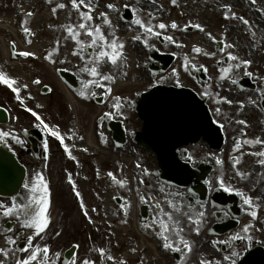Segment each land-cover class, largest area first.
<instances>
[{"label":"flooded vegetation","instance_id":"obj_1","mask_svg":"<svg viewBox=\"0 0 264 264\" xmlns=\"http://www.w3.org/2000/svg\"><path fill=\"white\" fill-rule=\"evenodd\" d=\"M92 2L94 4V23L100 25L102 18L99 13L107 12L119 39L141 35L143 30L135 25L134 20L142 18L146 24L165 23L170 25L172 22L177 23V29L169 27L161 30L164 35H171L176 43L165 41L161 36L159 38L150 37L147 46L142 41L134 40L131 46H125L126 58L130 48L135 54L137 53L139 73L137 77L143 82L131 94L113 90L114 83L103 82L104 88L89 85L88 81L92 77L88 73L82 72L81 69L85 60L89 59L86 53L90 54L92 51L86 50L84 59L81 60L71 54L76 46L69 53H66L67 48H63L62 52L53 53L52 56V59L55 60L53 64L73 73L75 77L74 89L66 86L62 82L63 80L55 74L52 75L53 78L43 80V83L37 85H33L34 82L23 84L17 82L18 87L27 85V88L21 87L20 100H17L16 94L10 88L0 84V109L4 108L8 113L7 120L0 121V130L10 132L23 141L22 144L17 143L10 135L0 139V149L9 151L26 167L25 184H29L28 189L23 187L17 195L0 196V203L10 205L12 197H16L17 202L25 201L26 197L31 194V188L34 185L39 187L37 174H43L50 191L49 215L51 223L43 239L37 238L34 244L41 246L47 244L50 247L49 256L52 260H56L55 253H60L56 264H73V261L75 264H82L84 260L94 261L95 264H127L118 260L123 247L114 245L113 242L109 244L103 235L94 230L95 221L91 222V212L96 215L98 213L121 214L122 218L127 219L125 224L129 228H134L141 235L148 236L147 242L151 247L145 246V244L140 245L138 240H133L126 246L127 253L137 258L133 264H160L162 254L170 264H178V254L163 249L162 242L155 232L144 227L157 219L159 215L156 206L152 203L154 196L159 197L165 211L171 210L164 203L165 197L172 203L182 206L180 212L174 213L175 218L180 220L184 231L186 225H189L193 234L198 238L201 237L198 242L203 249V254L200 256L203 261H211L212 264H237L250 252L258 248L264 249V165L259 162L264 157L252 155V153L264 152V145L246 143V141L257 138L264 140V0H255V3L252 0H177L175 5L171 0H155V4H152L151 0H139V2L138 0H92ZM107 3H115L119 12L108 10L105 7ZM125 4L129 7L125 8ZM226 6H230V11ZM133 8L137 9L136 16L131 11ZM233 12L237 17L247 19L249 24H243L240 19H225V15L231 16ZM149 13L155 16L154 20L150 19ZM75 14L78 23L79 15L76 10ZM194 24L201 25L204 31L191 27ZM186 25H188L187 30H184ZM103 30L104 34L111 39L109 33L112 29L103 25ZM209 33L211 37L208 35ZM82 36L81 39H83ZM85 38L88 39L86 36ZM225 44H231L234 47L225 48ZM177 45H183V47ZM194 47H200L203 51L197 54L193 51ZM4 49L6 58L0 52V59L4 58V62L14 66L16 62L12 60L13 57H11L8 48ZM203 52H208L209 55L205 56ZM228 52L237 55L241 60H251L252 63L249 67L234 68L229 73V78L222 80L220 79L223 75L221 68H227L236 63L228 59ZM211 53H215V55L213 56ZM185 56H187L190 65L188 70H185L183 66ZM2 62L0 61V72L4 65ZM29 62L31 63L29 69L34 78H40L45 74V71L41 74L37 60L31 57ZM112 66L111 63H105L102 69L110 70ZM204 68H207L206 72L203 70ZM247 72H251L252 75H246ZM116 76L123 78L125 72L118 71ZM233 79L237 81L236 84L232 83ZM109 86L112 88V92L105 95ZM158 86L173 89L192 87L209 106L214 123L223 131L224 142L219 149L212 148L207 141H201L177 150V157L190 165L193 173H196V180L203 181L204 202H201L199 194L190 193V190L171 187L170 191L166 193L165 190L161 191L160 170L156 159L155 171L157 174H149L151 178L154 177V187L149 179H146L141 184L147 185L149 190L147 192L134 191L133 195L136 197L140 194L137 207L139 220L132 222L129 212L128 170L123 175L125 185L121 186L116 182L119 180L116 178L117 176L114 180L108 175L112 171L110 164L112 160H109L110 163H105V157L109 151L111 155L118 151L122 155L129 156L130 144L128 142L121 148L115 144L112 133L109 131L111 121L116 119L123 121L128 135L130 129L134 128L136 124L143 128V122L137 118V122L134 121L130 125V118L133 115L131 106L129 105L127 112H123L121 109L117 111L113 107L114 98L120 97V103H129L130 100L135 102L141 98L143 93ZM81 92H84L88 98L81 96ZM125 95H130L131 99L124 98ZM224 98H227L231 103H226ZM98 101L109 102L112 109L100 112L95 120V138L97 139L99 136L103 138L99 140L100 143L97 146L103 151L101 155H97L96 150L89 148L85 142L81 143L84 138L81 140L82 133H77V104L81 102L97 103ZM29 108L36 112L49 128L58 129L64 142L61 143L59 139L53 137L48 129L43 127V124L31 112L27 111ZM109 113L110 115H108ZM238 121L246 123L240 124ZM237 144L241 145L239 150L236 148ZM81 154L83 156L97 155V158L92 160V166L88 172L85 169H79V164H84L80 157ZM235 158H239L241 163L234 167ZM97 160L104 162V168L100 171L95 168ZM218 160L222 163H218ZM144 164L148 165L149 161L144 160ZM124 166L117 164V168L122 171ZM237 169L249 175L241 179L237 175ZM82 177L86 180L80 181ZM221 177L224 179L225 186L232 191L225 192L220 187ZM82 182L87 183L88 191L82 190ZM99 183L104 185V189ZM95 187L102 190H95ZM76 191H79L82 194L81 197H84L83 201L87 209V193L90 194V199L95 205L88 210L91 220L83 215L84 209L80 207V197L75 195ZM237 191L254 198V202L259 205L255 209L257 217L253 218L250 215L253 209L244 204L245 196L237 195ZM108 195L110 198H107ZM116 196H121L123 205H119L115 200ZM107 200L111 205L116 206V211L106 207ZM98 207L101 209L98 210ZM125 210L127 215H125ZM141 210H143L144 216H147L146 218H143ZM200 212H204V216L199 225L200 233L197 235L196 225L190 224L183 213H188L193 220H196L200 219ZM79 219L87 223L89 230L92 231L91 234L81 226ZM119 221L121 219L117 218L116 225L123 223ZM227 224H235V227L225 234H211L225 228L224 226ZM248 225L251 227L248 232H244L243 228ZM215 226L218 229H213ZM156 227L158 230V225ZM8 228H11L12 232L7 233L5 229ZM31 234V230H26L19 224H13L9 218L0 216V248L11 249L13 247L7 244L8 235L17 240V248L26 247L25 237ZM237 234L245 238L232 239ZM249 236L250 240L247 238ZM173 239L176 243L178 242L176 237ZM213 241L219 243L214 244ZM225 241L226 243H224ZM100 249L104 250L103 255L100 254ZM181 255L180 261L185 256L184 253ZM24 256L25 253L19 251L10 252L8 258L0 255V260L6 259V264H15L16 259ZM225 257H229V259H224Z\"/></svg>","mask_w":264,"mask_h":264},{"label":"snow or ice","instance_id":"obj_2","mask_svg":"<svg viewBox=\"0 0 264 264\" xmlns=\"http://www.w3.org/2000/svg\"><path fill=\"white\" fill-rule=\"evenodd\" d=\"M51 2V0H49ZM71 7L75 9L79 15V22L76 24H68L64 26V30L67 32V36L65 39H71L75 42L76 48L71 53L73 56L79 57L81 60L84 59V52L91 48L93 51L89 54V59L85 60L84 66L81 69L82 72L88 73L92 79L88 81L89 85H93L96 87L104 88L105 84L103 82H109V84L115 83V77L111 74H103L101 72V66L105 63H111L112 65L116 66L119 63H122L127 58L124 54L125 44L124 42L120 41L119 37L116 36L115 29L112 25V21L108 16L107 12H100L99 16L102 18V23L100 25H97L94 23V17H93V11H94V4L92 0H70ZM139 2V0H138ZM171 2L175 5L177 3V0H171ZM253 3H255V0H252ZM152 4H155V0H151ZM67 7L64 3H59L57 5V8L63 9ZM108 10H111L113 12H119V9L116 7L115 3H107L105 6ZM125 8H128L129 5L125 4ZM229 7L230 11V6ZM57 8H53L52 11L56 12ZM85 9V10H82ZM134 16L137 14V9L133 8L131 9ZM28 16L33 15L32 13H28ZM150 19H155V16H153L151 13L148 14ZM122 19V17H121ZM225 19H240L242 20L243 24L248 25L249 21L247 19H244L243 17H237L236 14L233 12L231 16L225 15ZM25 25H27L28 21L25 20ZM135 25L139 26L143 31L141 35H136L133 37L134 41H142L144 45H148L149 38L150 37H161L163 36L165 41H168L170 43L175 44L176 41L171 35H164L161 30H165L167 28L171 29H177L178 25L175 22H172L170 25L165 23H159L158 25L153 24H146L142 18H136L134 20ZM103 25H107L112 31L109 33L111 36V39H109V36H106L104 34ZM188 25L185 26L184 30H187ZM191 27H195L200 29L201 31H204V29L199 24L191 25ZM23 31L26 34L31 35L30 29L26 26L23 28ZM86 36L88 39L84 40L81 39V36ZM211 37V34H208ZM28 43H31V40L28 41ZM15 42L12 43V47L15 48ZM178 47H183V45H177ZM225 48H233L234 45L231 44H225ZM223 50V49H222ZM193 51L197 54H200L203 50L200 47H194ZM54 52L57 54L59 53V41L57 40L54 46ZM205 56H208V52H203ZM13 55H17V53L13 52ZM19 55L24 57H30L35 56V53L24 51L20 52ZM211 55H215V53H211ZM53 53L50 52L45 57L46 59L50 60L52 63H55V60L52 59ZM228 59L235 61L236 63L233 65H230L227 68H221V72L223 75L220 77V79H226L229 78V73L233 71V69H240L242 67H249L252 63L251 60H241L240 57L237 55L232 54L231 52L227 53ZM185 70H188L189 63L188 58L185 56V63H184ZM205 72L207 71V68L203 69ZM248 76H251V72L245 73ZM34 83L39 84L41 81L35 80ZM233 84H236V80H232ZM0 84L6 85L8 88L11 89L13 93L16 94V99L20 100V90L21 87L27 88V85H22L20 87L14 86L17 84V81L15 79H12L8 77L6 74L0 72ZM112 92V88L109 86L107 88V92L105 95H108ZM81 96H84L85 98H88L85 96L84 92L80 93ZM94 95V93H93ZM120 97H115L113 107L119 111L121 109V103H120ZM226 103H231V101L227 100V98H224ZM241 107L243 105L241 104ZM27 111L31 112L34 117H36L37 120L40 121L43 126L48 129V131L51 133L53 137H56L60 140L61 143L64 142V138L60 135V132L58 129L55 128H49L47 124H44L43 120L37 115L36 112H34L32 109H27ZM219 111V109H217ZM110 115V113H109ZM240 124H245V121H238ZM39 126V125H37ZM12 136L13 139L17 141V143H23L22 140L19 139L18 136L11 134L10 132L2 131L0 130V139L6 138L8 136ZM80 139L82 140L83 137L81 136ZM248 144H261L264 145V140L262 139H255V140H249L246 141ZM241 147L240 144L236 145L237 150ZM87 151V149H85ZM69 155L71 156V152L69 151ZM252 155H258L261 157H264V152H258V153H252ZM72 159H75V157H72ZM218 163H222V161H217ZM260 164L264 165V159H261ZM241 163V160L239 158H235L233 162V166L239 165ZM139 167V165H138ZM109 176H111L114 180L116 179L115 176H113L112 173H108ZM237 175L241 177V179L246 178L247 173L240 172L237 169ZM121 186L125 185L124 181H116ZM37 183L39 187L34 185L31 188V194L26 197L25 201L17 202L16 197H12L10 205H5L3 203H0V216L9 218L13 224H19L22 228L26 230H31V235L25 237L26 239V247H19L17 248V240L14 239L11 235H8L6 238L7 244L13 246L11 249L8 248H0V255H2L5 258H8L11 253H15L17 251L25 253V256L23 258H19L15 260V264H56V260H59L60 253H55L56 260H52L49 256L50 253V247L45 244L41 246L40 244H34V241L39 238L43 239L44 234L46 233V230L51 223L50 215H49V208H50V191L47 182L45 181V178L42 173L37 174ZM140 183H143V180L140 181ZM220 187L223 188L225 192L232 191V189L225 186V182L223 177L219 180ZM25 189L29 188V184L24 185ZM163 191V189H161ZM42 193V194H41ZM237 195L245 196L243 192H236ZM75 195L77 197H80V207L84 209L83 215L88 217L89 220H91V217H89L88 209L84 205L83 198L81 197V193L79 191H76ZM143 199V197H142ZM165 204H167L170 207V211H165V208L162 206L161 203L156 204V209L158 210V218L155 219L152 223L144 225L146 229H152L155 234L160 238L162 242L163 249L171 252L176 253H191L192 252V245L189 241L184 239L183 236V227L181 226V222L179 219L175 218L174 213L180 212L181 207L180 205L172 203L171 200H168L167 197H165ZM244 204L252 208L253 210L250 212V215L255 218L257 217V209L259 205H257L254 202V198L252 196H245ZM95 211V209H93ZM125 215H127V211L125 210ZM184 216L188 218V221L190 224L196 225L195 231L196 234L199 235L200 228L199 225L202 223V219L204 216V212L199 213L200 219L193 220L192 216L188 213H183ZM123 223H127V220L122 221ZM158 225V230L157 226ZM249 227L251 225L245 226L243 228L244 232H248ZM7 233L12 232L11 228L5 229ZM57 235H60V233H57ZM173 237H176L179 239V244L175 242ZM245 237L237 234L232 239L234 240H241ZM249 240L251 237H247ZM213 243H219L217 241H213ZM226 243V241L224 242ZM78 247V245H77ZM100 254H104V250L100 249ZM135 251V249H133ZM109 259H112V257H109ZM224 259H229V257H225ZM0 264H6L5 260H0ZM73 264H75V261H73ZM82 264H95L94 261L84 260ZM201 264H212L211 261H201Z\"/></svg>","mask_w":264,"mask_h":264},{"label":"water","instance_id":"obj_3","mask_svg":"<svg viewBox=\"0 0 264 264\" xmlns=\"http://www.w3.org/2000/svg\"><path fill=\"white\" fill-rule=\"evenodd\" d=\"M144 108L146 132L145 135L139 134L138 140L145 141L147 147L161 153V156L170 152L167 146L182 135H185L182 139H187L213 133L206 106L189 90L166 91L165 95L153 91L146 95ZM0 119H5L4 113H0ZM162 162L164 169L173 167L166 157ZM24 176L25 170L14 157L3 153L0 159V194L18 191ZM242 264H264V251L259 249L251 253Z\"/></svg>","mask_w":264,"mask_h":264},{"label":"rangeland","instance_id":"obj_4","mask_svg":"<svg viewBox=\"0 0 264 264\" xmlns=\"http://www.w3.org/2000/svg\"><path fill=\"white\" fill-rule=\"evenodd\" d=\"M4 1H6V0H4ZM43 2H45L46 4H48V5H50V6H52V7H57V5L60 3V0H51V2H49V0H35L32 4H30L29 5V7L30 6H36V4H37V8L36 9H38L39 10V8L41 7L40 5L43 3ZM14 4H15V1L14 0H11L8 4H5V3H2V2H0V11H3L4 13H2L1 15L2 16H4V15H6L5 13H10L9 12V10H11V11H13L14 13H13V15H12V21H13V24H14V22L16 21V20H18L19 22H20V24H19V27L20 28H18V26H16L15 25V31H18V30H20V32H18V34L17 35H19L20 37H22L21 35V31L23 32V28L25 27V20H27L28 21V23H27V25L29 24L30 25V19L31 18H29V16L27 15L28 13H29V11H27V13H22V12H20V10L22 11V9L21 8H19V12L17 13V11H18V8L16 9L15 8V6H14ZM9 5V8L7 7ZM66 5H67V7L66 8H64V9H59V10H61V11H66V13L67 14H70V16H72L73 15V8L71 7V2H70V0H67V2H66ZM37 10V11H38ZM36 11V12H37ZM15 13H17V14H15ZM15 15H17V17L18 18H15L14 19V17H15ZM73 20V19H72ZM41 21H43L42 19H40L36 24L38 25H40L41 24ZM73 24H76V20H75V22L73 21ZM38 28L35 30V31H37L38 32V30H40V27L39 26H37ZM39 34H40V32H39ZM42 34H43V32H42ZM16 35V36H17ZM41 35V34H40ZM11 37H6L5 35L3 36V42L5 43L6 42V40H9ZM15 38V37H14ZM5 44H3V43H0V52L2 53V55L4 54V57L6 58V55H5V53H6V51H5ZM135 51V50H134ZM139 55V54H138ZM135 57L137 56V53L134 55ZM2 58H3V56H2ZM4 59V58H3ZM3 59H0V61H3L2 63L4 64L3 65V67H2V69H1V71H2V73H4V74H6L8 77H10V78H12V79H15L17 82H18V84L19 83H21V84H23V83H25V79L21 76V75H25L27 78H28V80H30L31 78H33V74H32V72H31V70L28 68V67H19V66H17V67H15V66H13V65H10V63H7V62H4V60ZM133 65H135V64H133ZM132 65L129 63L128 64V67H131ZM117 67H118V65H116V66H112V70H111V72H110V74L111 75H116V73L118 72V71H122L121 69H118L117 70ZM46 69V68H45ZM45 69H44V67H39V70H41V74H43L44 72L43 71H45ZM134 70V69H133ZM46 72L47 73H45L44 75H41L44 79H47V80H49L50 79V76L52 77V75H53V73L51 72V71H49L48 69H46ZM133 72H135V73H137L138 72V69H137V64H136V69L133 71ZM40 73V72H39ZM13 77H15V78H13ZM18 84L16 85L17 87H18ZM136 88V86L134 87V88H122V89H120V90H122V91H124V92H127V91H133L134 89ZM123 105V108H125V104H122ZM83 107V109H84V111L83 110H79V109H77V113L79 114V116L82 118V121L84 120V119H86V120H84V122H82L81 121V118H79V122L81 123V125H82V127H83V129H84V132L86 133V140L89 142H91V139H90V136L87 134V130L88 129H90V124H92V122H93V119H94V116L96 115V114H98L100 111H101V108L100 107H98V106H95V105H89L88 103H84V106H82ZM133 121H135L136 119H132ZM80 127H78L77 126V130H80L79 129ZM79 134H81V133H79ZM92 140H93V138H92ZM81 143H83V142H81ZM117 155V158L119 157H121V155H119V154H116ZM145 156H146V159L149 161V163L151 164V165H154V162H153V157H150L148 154H145ZM78 157H79V155H78ZM81 157V160H82V162L84 163V164H86V166L85 165H81L80 166V168L79 169H85L86 170V172H88L89 171V169H90V167L92 166V160H94V159H96V158H89V157H82V156H80ZM123 157H125V159L126 158H129V156L128 155H124ZM131 159V158H130ZM129 160V159H128ZM130 162H134L132 159L130 160ZM122 175H121V173H119V177H121ZM84 178H81V180H83ZM84 181V180H83ZM101 186H102V188H104V185H102L101 183H99ZM81 186H82V188H85V189H88V185H87V183L86 182H82L81 183ZM95 190H99V188L98 187H95L94 188ZM88 194V193H87ZM95 199V198H94ZM96 200V199H95ZM87 202V201H86ZM91 203H92V201H90ZM88 203V210H89V208L91 209L92 208V204H94V203H92V204H90L89 202H87ZM91 212V211H90ZM91 214H92V218L94 219V220H96V216L94 215V213L93 212H91ZM80 220V219H79ZM80 224H81V226L84 228H86L87 230H88V233L89 234H91L92 233V231H91V229L89 230V227H88V225H87V223L85 222V221H82V220H80ZM96 230H100V231H103V226H101V227H97L96 228ZM104 230H108V228L107 227H105L104 228ZM105 239L107 240V242L110 244V242L109 241H111V239H110V237H109V234L107 233V235H106V237H105ZM112 242V241H111ZM120 257H118V259H119Z\"/></svg>","mask_w":264,"mask_h":264},{"label":"bare ground","instance_id":"obj_5","mask_svg":"<svg viewBox=\"0 0 264 264\" xmlns=\"http://www.w3.org/2000/svg\"><path fill=\"white\" fill-rule=\"evenodd\" d=\"M19 2H21V4H22L23 6H26V7H28L27 5H29V4L31 3L30 0H17V2H16V6H18V5L20 4ZM40 19H42V20L44 21L43 27H42L41 25H39V24H38L37 26H39L40 29H41L42 31H44L45 27H46L47 25H49L48 17H47L46 14L40 13V14L36 17V19L34 20V23H37ZM37 26H35V27H37ZM0 30L5 31V32L8 33V34H10L11 32L14 31V28H13L12 23H11V17H10V16H7V17H6V16H5V17H0ZM19 43H20V45H21V42H20V41H19ZM21 66H23V64H21L20 67H21ZM135 82H136V81H135ZM118 83H119L120 85H126V84H128L129 82H128L126 79H124V80H120ZM109 225H110V228H111L112 230H114V231H112V235L115 236L116 238L121 239V238H122V236H121V234H122L121 227L115 225V224H114V221L110 222ZM142 243H143V242H142ZM128 260H129V259H128ZM130 260H132V258H130ZM160 264H165V259H164V258L161 260Z\"/></svg>","mask_w":264,"mask_h":264}]
</instances>
